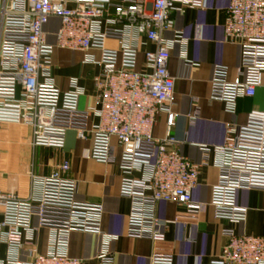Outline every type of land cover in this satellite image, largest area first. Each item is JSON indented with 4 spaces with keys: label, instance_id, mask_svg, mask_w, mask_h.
I'll list each match as a JSON object with an SVG mask.
<instances>
[{
    "label": "built area",
    "instance_id": "obj_1",
    "mask_svg": "<svg viewBox=\"0 0 264 264\" xmlns=\"http://www.w3.org/2000/svg\"><path fill=\"white\" fill-rule=\"evenodd\" d=\"M205 6L206 0H0V123L28 127L33 147L62 148L70 129L81 139L89 137L90 157L115 162L123 173L120 194L133 203L127 221L132 237L164 240L165 224L153 211L160 200L187 214L205 209L192 199L204 162L189 161L170 134L174 82L167 64L171 46L185 39L180 34L172 40L164 37L172 13ZM51 19L58 20L53 43L45 31ZM199 32L196 24L195 37ZM223 33L239 47V65L232 79L225 66H214L210 97L233 112L237 99L252 96L261 84L264 0H229ZM146 42L155 48L143 51L140 70L138 54ZM56 48L84 52L83 61L100 66L93 77L97 104L78 108L84 89L75 79L65 90L55 84L51 70ZM160 113L167 130L157 138L153 126ZM214 150L220 156L219 179L210 205L215 217L242 222L247 209L236 203L237 191L264 190V111H251L242 126L227 128L222 145ZM67 170L63 162L48 176L31 175L39 184L36 195L20 197L0 188V248L7 247L0 264H85L69 256V236L73 230H99L101 207L75 200L76 182L64 176ZM133 170L145 173L132 177ZM33 217L51 231L46 253L35 248ZM222 233L226 243L211 264H264V237ZM150 264H173V255L153 253Z\"/></svg>",
    "mask_w": 264,
    "mask_h": 264
},
{
    "label": "crops",
    "instance_id": "obj_2",
    "mask_svg": "<svg viewBox=\"0 0 264 264\" xmlns=\"http://www.w3.org/2000/svg\"><path fill=\"white\" fill-rule=\"evenodd\" d=\"M229 0H206L205 8L187 7L172 13L169 28L164 32L168 40L180 34L185 41L175 42L170 48L167 64L173 78L171 102L175 114L170 134L177 141L180 152L191 162H204L199 167L192 199L205 204L203 212L193 215L172 202L160 200L154 206L157 220L165 224L164 240L132 237L127 232L132 200L120 194L123 173L115 162H98L89 155L90 138L81 139L76 129L65 134L64 146L52 148L31 146L30 131L24 125L0 123V188L13 191L20 197L39 192V184L32 181L50 175L63 162L68 163L64 176L76 182L75 200L79 203L99 204V230H73L69 236V256L84 260L85 264H150L153 253L172 254L173 264H211L226 243L223 230L238 234L264 237V190L240 189L236 203L247 209L242 222H230L215 217L210 205L211 190L219 179L220 156L216 146L222 145L226 129L242 126L251 111H264V73L261 84L252 96L237 99L235 109L229 112L224 102L210 97V82L215 65L227 68L232 79L239 65V47L225 40L223 24ZM200 26L195 37V25ZM58 20L51 19L45 26L47 39L54 42L53 33ZM107 45L116 46L113 41ZM146 42L138 54V69H143V51L154 50ZM92 53L97 54L96 51ZM84 52L56 48L51 76L62 90L71 79L84 89L78 108L84 110L97 104L93 77L100 66L83 61ZM96 122V118H92ZM166 118L160 113L153 126V135L166 134ZM203 147L209 148L208 151ZM119 150L116 151L118 155ZM144 171L133 170L132 177H142ZM33 241L38 253L49 250L51 231L38 225L32 218ZM25 251L20 257H25ZM7 247L1 245L0 256L5 258ZM105 256L108 261L102 260Z\"/></svg>",
    "mask_w": 264,
    "mask_h": 264
}]
</instances>
